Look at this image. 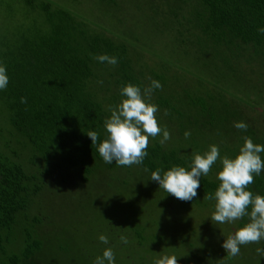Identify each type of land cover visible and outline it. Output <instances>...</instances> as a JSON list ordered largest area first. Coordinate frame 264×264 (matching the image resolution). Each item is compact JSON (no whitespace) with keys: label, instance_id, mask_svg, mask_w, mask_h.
Masks as SVG:
<instances>
[{"label":"trees","instance_id":"1","mask_svg":"<svg viewBox=\"0 0 264 264\" xmlns=\"http://www.w3.org/2000/svg\"><path fill=\"white\" fill-rule=\"evenodd\" d=\"M94 1L103 14L119 6L116 0ZM148 1L172 18L162 23L177 42L192 43L195 59H202L198 53L203 49L217 48L220 56V48L234 44L250 46L264 60V34L257 31L264 27V0ZM117 36L94 30L64 0H0V64L6 66L9 77L7 88L0 90V264H63L59 257L70 255L74 236L78 248L69 264H93L109 247L115 264H154L164 255H175L178 264H233L223 247L221 254L205 240V233H196L180 218L189 205L215 201L203 197L219 187L216 177L222 165L215 163L207 176H201L192 201L175 198L151 180L157 169L161 174L173 166L190 171L193 153L202 155L205 150L195 143L191 145L194 152L182 150L161 145L158 136L149 137L143 164L117 166L113 161L109 165L86 135L96 131L98 144L107 137L104 121L111 116L110 106L123 99L122 86L132 83L143 90L151 83L133 68L142 56L127 38ZM101 54L115 56L119 63L112 66L93 58ZM204 63L202 59L200 65ZM148 64V73L162 85L151 94V102L159 108L157 120L165 118L180 137L185 133L183 122L203 136H232L235 129L228 125L238 117L222 95L208 93L203 102L191 96L188 86L169 90L167 66ZM21 97L27 102L22 103ZM251 127L248 134L255 136L254 144L264 145L257 128ZM238 154L233 150L229 158ZM260 155L264 160V153ZM118 172L121 176L112 185L110 178ZM102 177H110L104 186H115L124 194L123 200L116 205L118 210L100 207L89 213L90 204L97 200L93 193L85 195ZM72 187L79 189L80 210L73 219L67 218L71 227L55 217L70 205ZM247 190L264 196V170ZM248 222L247 216L236 221L227 237ZM101 234L108 237V244L99 240ZM121 235L127 237V244ZM55 238L60 245L54 244ZM257 248H264V240L240 246L250 254ZM260 259L264 264V257Z\"/></svg>","mask_w":264,"mask_h":264},{"label":"rangeland","instance_id":"2","mask_svg":"<svg viewBox=\"0 0 264 264\" xmlns=\"http://www.w3.org/2000/svg\"><path fill=\"white\" fill-rule=\"evenodd\" d=\"M64 1L66 5L76 7L78 12L85 16L86 24L94 30L107 33L108 36L112 37H118L119 34L127 38L130 46L142 56L133 68L141 72L144 80H150L149 77L152 79V75L148 73L149 62L155 68L164 63L167 66L169 90L180 91L188 86L192 88L191 96H197L203 102L207 101L205 95L208 93L220 94L224 98L223 100L231 105L232 111L237 114L238 118L234 122L243 121L248 125L247 131H244L245 135L239 134L238 129L233 124L228 125L235 129L231 137L227 135L211 137L210 135H201L200 130L197 131L198 133L191 131L190 124L183 122L186 125L185 131L191 133L190 137L186 139L185 136L180 137L176 134L175 129H172L175 128L174 125L167 123L165 118H161L157 120L158 125L161 128L166 127L171 136L166 144L179 146L180 149H188L191 152H194L192 150L194 143L197 144L196 148L203 149L204 152L209 151V146L215 144L218 145L222 158L224 156L230 157L233 150L239 151L244 144V137L255 139V136L248 134L250 130H253L251 124L255 126V129L257 128L258 137L264 139V60L255 56L250 46L238 48L234 44H230L228 47L220 48V56L217 48L209 52L203 49L198 53L205 61L204 65L201 66L202 59L200 57L194 58L196 50L192 43L186 39L184 42H177V38L169 33V27L162 23L165 21L164 18L169 20L172 18L164 13L163 8L159 9L152 3L150 6L148 0H116L119 3L118 9L108 12V14H103L102 10L97 8L94 0ZM155 20H158V26H156ZM183 22L187 25L186 21ZM110 26L113 28L112 30L108 28ZM188 35L193 37L191 34ZM158 137L162 139V134ZM254 142L255 140H253ZM216 164L222 165L220 159L217 160ZM100 175L96 178L99 179ZM106 175L108 176V174ZM120 176L121 173L118 172L113 174L112 178L102 177V180L98 182L99 185H94L92 190L86 193L85 196L87 197L93 193L92 197L97 200L90 204V207H93L89 208V213L100 207L103 210L105 208L118 210L116 205L122 202L124 194L115 186L105 187L104 185L108 182V178L112 179V185H115L114 180L118 181ZM84 192L85 189L82 190V194ZM69 193L70 199L67 202L70 205L64 206L61 211L59 210L57 215L60 216L55 218L60 220L62 225L71 226L67 218H72L79 213L80 203L76 204L79 189L72 187V192L69 191ZM215 203L216 201L206 206L189 205L182 211L180 218L186 226L194 227L196 233L201 235L205 233V240L214 244L216 251L221 253L224 239L227 238L228 232L233 231L235 222L224 224L212 222L211 216L215 211ZM58 239L55 238L54 240L56 246L61 244ZM77 242H79L78 238L74 236L73 241L70 242L71 256L69 254L66 257L62 255L59 257L60 262L69 264L71 260H74L72 255L78 248ZM231 262L233 264H262L257 252L250 254L249 251L242 249H240L238 256L232 258Z\"/></svg>","mask_w":264,"mask_h":264},{"label":"clouds","instance_id":"3","mask_svg":"<svg viewBox=\"0 0 264 264\" xmlns=\"http://www.w3.org/2000/svg\"><path fill=\"white\" fill-rule=\"evenodd\" d=\"M258 32L264 34V27L258 28ZM98 62H106L116 66L119 61L115 56L101 54L93 56ZM149 86L143 90L140 86L127 83L120 89L123 97L115 107L110 106V118L105 119L104 127L107 137L98 144L99 134L96 131H88L86 135L91 139L92 145H97V151L105 164L117 166H132L143 164L148 156L146 149L149 145V137L155 138L162 134L159 143L164 145L170 138L167 128L158 125L156 113L159 108L151 102V94L155 89H162L159 81L151 79ZM9 83L6 66L0 64V90H5ZM103 83V81H98ZM21 102L26 103V98L21 97ZM168 112L165 110V115ZM234 127L247 131L248 125L243 122H234ZM191 133L185 131V138ZM264 145L254 144L251 137H244V144L239 149V154L233 159L228 156L220 157L218 145L209 146V151L193 153L190 171L185 167L173 166L161 174L157 169L151 173V180L158 183L159 188L181 201H192L197 197L200 188L201 176H207L212 166L220 159L222 170L217 173L220 181L215 193L206 194L203 199H215V211L211 221L217 224L234 223L243 217H248L249 222L238 228L234 234L229 235L222 244L229 258L240 254V246L250 243H260L264 240V196L253 194L247 190L254 183V177L261 175L264 170ZM147 170V169H146ZM251 207V211L248 209ZM99 240L108 244L109 239L101 234ZM120 240L127 244V237L120 236ZM257 254L264 257V248H257ZM115 264V253L112 248H106L102 256H97L93 264ZM154 264H178L175 255H164L155 260Z\"/></svg>","mask_w":264,"mask_h":264}]
</instances>
